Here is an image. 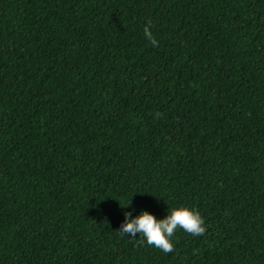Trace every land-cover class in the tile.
<instances>
[{
  "label": "trees",
  "instance_id": "1",
  "mask_svg": "<svg viewBox=\"0 0 264 264\" xmlns=\"http://www.w3.org/2000/svg\"><path fill=\"white\" fill-rule=\"evenodd\" d=\"M0 264H264V0H0Z\"/></svg>",
  "mask_w": 264,
  "mask_h": 264
},
{
  "label": "clouds",
  "instance_id": "2",
  "mask_svg": "<svg viewBox=\"0 0 264 264\" xmlns=\"http://www.w3.org/2000/svg\"><path fill=\"white\" fill-rule=\"evenodd\" d=\"M150 28V25L144 26L143 37L150 46L157 47L159 42ZM125 207L130 210L123 212V220L118 230L120 234L129 239L139 236L142 243L156 247L163 253L173 251V235L178 229H182L194 237L205 232V221L200 213L187 206L172 207L166 211L162 218H157L145 210H141L137 215H132L134 209H131L130 201Z\"/></svg>",
  "mask_w": 264,
  "mask_h": 264
}]
</instances>
